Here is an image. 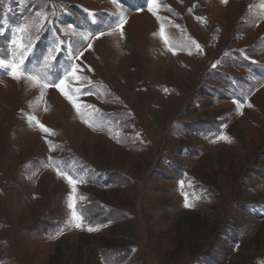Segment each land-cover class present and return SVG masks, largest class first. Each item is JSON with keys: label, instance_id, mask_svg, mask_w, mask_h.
<instances>
[{"label": "rangeland", "instance_id": "1", "mask_svg": "<svg viewBox=\"0 0 264 264\" xmlns=\"http://www.w3.org/2000/svg\"><path fill=\"white\" fill-rule=\"evenodd\" d=\"M153 10L0 0V21L47 15L40 83L0 69V264H264V0ZM72 66L68 96L43 87Z\"/></svg>", "mask_w": 264, "mask_h": 264}, {"label": "snow or ice", "instance_id": "2", "mask_svg": "<svg viewBox=\"0 0 264 264\" xmlns=\"http://www.w3.org/2000/svg\"><path fill=\"white\" fill-rule=\"evenodd\" d=\"M113 2L115 3L116 0H113ZM222 2L227 3V0H222ZM147 6H148V10L152 12L153 15H156V11L153 10L154 0H147ZM36 15L41 18V22L39 24L30 25L28 22L12 24L10 21L7 20L0 21V34L3 35H6L8 33L11 34L8 38V44L10 45L11 53L8 58H0V69L5 70L6 74L11 76L15 80L27 79L29 81H32L34 85L39 84L40 79L36 75L32 74V70L26 66L25 60L33 52L34 40L40 39L39 33L46 28V25L44 24V20H47L46 14L37 13ZM157 18L159 19V17ZM124 22L125 21L123 19L118 20L116 23V28L117 29L122 28ZM48 23L51 24L52 22L49 21ZM30 26H34L35 28V32H36L35 37H33L29 33ZM47 30L51 31L50 28H48ZM26 34H27V40L25 42ZM79 35H81L84 39H87V37L84 36L83 33H80ZM102 35H104V33L100 32L97 38H99V36ZM121 35H123L122 32ZM161 35L162 37L164 35L163 28L161 30ZM54 43H56V48L54 50L59 52L60 51L59 43L55 41ZM165 43H167V40H165ZM192 43H195V41H193ZM89 47H91V45H89ZM197 47H199V45H197ZM52 51L53 50L50 49L48 55L44 57L45 67L51 66L50 62L53 59ZM75 72H76V67L72 66L71 71L67 72V76H65L64 78H58V82L53 80L51 83H44L43 87L47 88L54 85L62 92V94L68 96V92L65 90V87H62V85L65 84V79H67L68 76H72ZM68 98L71 100L70 96ZM73 106L74 107L76 106L74 101H73ZM39 127L42 128L43 131H45L46 133L50 131L42 124H40ZM224 139H227V137H224ZM65 178L70 184L76 183V181L70 175H66ZM185 206L188 207L189 205L186 203ZM70 207L73 209L72 221H75L74 226L77 228H82L83 216L77 214V212L75 211V205H70ZM92 230L93 229L91 227L88 228V231H92Z\"/></svg>", "mask_w": 264, "mask_h": 264}]
</instances>
